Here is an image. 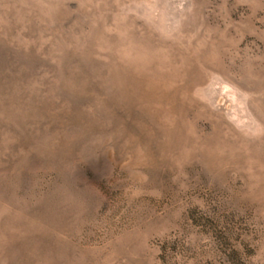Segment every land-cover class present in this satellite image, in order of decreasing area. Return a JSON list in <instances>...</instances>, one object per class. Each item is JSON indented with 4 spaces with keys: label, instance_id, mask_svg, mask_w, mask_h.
<instances>
[{
    "label": "rangeland",
    "instance_id": "rangeland-1",
    "mask_svg": "<svg viewBox=\"0 0 264 264\" xmlns=\"http://www.w3.org/2000/svg\"><path fill=\"white\" fill-rule=\"evenodd\" d=\"M0 264H264V0H0Z\"/></svg>",
    "mask_w": 264,
    "mask_h": 264
}]
</instances>
